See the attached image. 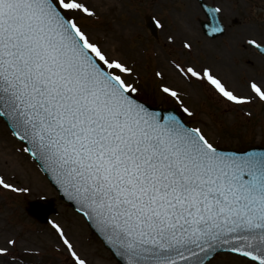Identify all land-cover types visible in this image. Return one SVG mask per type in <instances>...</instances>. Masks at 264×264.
<instances>
[{"label":"snow or ice","instance_id":"obj_1","mask_svg":"<svg viewBox=\"0 0 264 264\" xmlns=\"http://www.w3.org/2000/svg\"><path fill=\"white\" fill-rule=\"evenodd\" d=\"M81 15L97 18L87 0H0V117L25 145L17 152L38 162L124 264H211L221 253L264 264V152L221 150L176 112L154 110L140 99L135 67L94 41ZM243 46L264 56V40ZM182 48L191 54L193 44ZM169 68L230 106L264 103V78H249L241 94L208 65L176 57ZM154 76L193 116L164 71ZM0 191L33 189L0 172ZM47 223L71 264H89L61 223ZM18 243L0 238V258L17 261Z\"/></svg>","mask_w":264,"mask_h":264},{"label":"rangeland","instance_id":"obj_2","mask_svg":"<svg viewBox=\"0 0 264 264\" xmlns=\"http://www.w3.org/2000/svg\"><path fill=\"white\" fill-rule=\"evenodd\" d=\"M205 1L222 9L219 14L226 31L215 39L202 33L200 21L206 18L195 0H87L95 8L97 18L81 15L78 22L111 56L135 67L140 99L161 107H175L189 126L201 127L218 148L241 150L264 146V103L256 100L245 106H230L205 85L179 79L169 68V61L176 57L198 66L208 65L241 94L247 93L245 85L249 78H264V57L255 49L243 46L246 38L264 40V0ZM145 15L159 22L156 37L145 26ZM168 36H173L175 42L170 44ZM185 39L193 44L191 54L182 48ZM157 69L164 71V82L182 91L193 116L183 114L174 100L159 92L161 81L154 76ZM246 111L251 112L250 117L244 115ZM22 147L0 118V172L15 175L21 186L29 185L33 189L28 196L0 191V238L12 234L19 240L13 249L17 261L3 257L0 264H71L47 223L49 219L61 223L89 264H118L83 217L59 199L36 162L29 155L17 152ZM26 167L36 171V178ZM49 199L56 210L45 223L27 214L29 202ZM25 247L30 249L28 254L23 251ZM211 264H248V261L221 253Z\"/></svg>","mask_w":264,"mask_h":264},{"label":"water","instance_id":"obj_3","mask_svg":"<svg viewBox=\"0 0 264 264\" xmlns=\"http://www.w3.org/2000/svg\"><path fill=\"white\" fill-rule=\"evenodd\" d=\"M197 1L199 2L200 6L202 7V9H203V11L206 14V17L208 19V21L201 22V26H202L203 32L206 35L210 36L211 38H214V37L222 34V33H218V32L214 33L212 31L213 27H216L218 25H222L220 23L219 19H218V14L213 12V11H211V9L214 8V7L206 5L203 2V0H197ZM146 25L150 29L151 34L155 35V30H156L155 29V23L151 19L148 18V20L146 21ZM152 108L154 110L160 111L162 113H167L168 111L176 112V110L174 108L161 109V108L154 107V106H152ZM1 118L5 121L7 126L10 128V126L8 125V123L6 121V118H3V117H1ZM224 151H231V152H238V153H244V152L262 153V152H264V147H252V148H248V149H246L244 151H234V150H224ZM41 170H42V168H41ZM43 173L47 176L48 180L53 185V187L58 191L59 197L61 199L65 200L66 202H68L74 209H76L78 211L79 206L73 200L68 199L62 191L58 190L57 186L54 184V182L52 181L51 177L48 176V174H46L44 171H43ZM38 207L42 208L43 211L38 212L37 211ZM53 211H54V209H53V202L52 201H47L46 203H42V202H39V201H31L29 203V207H27V212L30 215H32L35 218H37L40 222H44L46 220L47 216ZM86 221H87V219H86ZM87 222H88V225L91 228V230L94 232V234L101 240L103 245L107 249L110 250L111 254L118 261V263L119 264H124V262L121 261L119 257H117V256H115L113 254V250L109 247V245L107 243H105L103 236L93 226H91L89 221H87Z\"/></svg>","mask_w":264,"mask_h":264},{"label":"bare ground","instance_id":"obj_4","mask_svg":"<svg viewBox=\"0 0 264 264\" xmlns=\"http://www.w3.org/2000/svg\"><path fill=\"white\" fill-rule=\"evenodd\" d=\"M185 13H186V11H185ZM11 151L12 152H14L15 150L14 149H11ZM16 156V160H19V156L18 155H15ZM27 168V170H29V172L34 176L35 175V178H36V171L35 170H33V169H31L30 167H26ZM34 178V179H35ZM36 184H37V181L35 182Z\"/></svg>","mask_w":264,"mask_h":264}]
</instances>
